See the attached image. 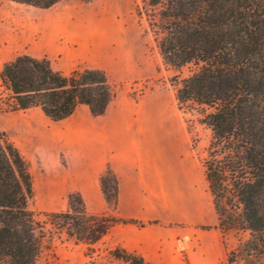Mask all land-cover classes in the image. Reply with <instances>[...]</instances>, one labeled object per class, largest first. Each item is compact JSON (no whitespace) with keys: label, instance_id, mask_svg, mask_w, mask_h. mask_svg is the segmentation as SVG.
I'll return each instance as SVG.
<instances>
[{"label":"trees","instance_id":"obj_1","mask_svg":"<svg viewBox=\"0 0 264 264\" xmlns=\"http://www.w3.org/2000/svg\"><path fill=\"white\" fill-rule=\"evenodd\" d=\"M7 1L47 9L61 0ZM142 3L144 34H151L162 63L179 72L190 68L173 78L175 100L210 131L202 166L217 227L238 237L226 262L264 264V0ZM0 92L7 109L38 108L52 121L81 105L102 115L115 96L101 68L63 73L49 59L25 53L3 63ZM99 184L108 211L91 212L77 191L67 194L64 209L31 210L28 162L0 131V264H55L57 240L83 245L84 264H153L120 244L99 246L119 224H146L116 214L118 179L109 166Z\"/></svg>","mask_w":264,"mask_h":264},{"label":"rangeland","instance_id":"obj_2","mask_svg":"<svg viewBox=\"0 0 264 264\" xmlns=\"http://www.w3.org/2000/svg\"><path fill=\"white\" fill-rule=\"evenodd\" d=\"M143 0H92L89 3L61 0L47 8L0 3V69L19 54L49 59L63 73L77 66L103 69L115 91V100L136 106L140 114L143 159H152L162 178L154 182L155 204L159 206L154 245L138 246L154 255L155 264H227L226 254L238 242L233 233L222 234L217 227L202 159L210 131L196 115L179 111L173 78L190 73L165 66L145 16L139 17ZM0 92V131L14 143L29 165L33 211L64 209L67 194L88 184L86 169L95 155L96 128L84 106L61 121H52L37 108L9 110ZM154 118V121L151 119ZM160 118L157 123L156 119ZM59 136V137H58ZM90 139L93 144L90 145ZM83 197L95 213L108 211L98 187L88 184ZM119 216V215H118ZM123 224L116 226L101 248L122 237ZM149 236L148 234L146 235ZM162 236L164 239H162ZM172 258L165 262L162 249ZM81 244L54 243L55 264H84L88 257ZM159 257V258H158Z\"/></svg>","mask_w":264,"mask_h":264},{"label":"crops","instance_id":"obj_3","mask_svg":"<svg viewBox=\"0 0 264 264\" xmlns=\"http://www.w3.org/2000/svg\"><path fill=\"white\" fill-rule=\"evenodd\" d=\"M125 104L127 103L122 102V100H115L114 97L109 102L105 112L99 116L92 115L86 105H81L90 113L92 123L95 124L96 128L95 155L88 162L86 175L89 178L90 187L94 191L98 187L102 195L99 177L108 166L114 171L118 179L116 214L123 218H133L146 223L143 227L123 224L122 237L116 244L140 253L148 261L155 264L157 258L154 255H146L138 246V242L154 245L155 240H158L156 235L159 234L153 235L154 231L160 229L156 224L159 206L155 204L153 191L155 180L162 178V174L152 159L153 139L148 141L149 145L145 150L146 154L149 153L150 159L148 161L143 159L142 153L144 152L139 128L140 114L137 113L136 106L131 107L129 105L126 107ZM151 120L154 121V118ZM156 121L157 123L160 122V118H157ZM89 144H93L92 139H90ZM88 184L79 185L75 189L84 196V191L89 189ZM148 221L151 223H147ZM115 228L116 226L112 228L110 234ZM162 239H164L163 236ZM161 254V258L165 262H169L172 258L169 247L162 249Z\"/></svg>","mask_w":264,"mask_h":264}]
</instances>
